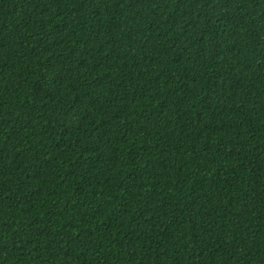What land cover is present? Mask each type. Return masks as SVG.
I'll list each match as a JSON object with an SVG mask.
<instances>
[{"label":"trees","instance_id":"16d2710c","mask_svg":"<svg viewBox=\"0 0 264 264\" xmlns=\"http://www.w3.org/2000/svg\"><path fill=\"white\" fill-rule=\"evenodd\" d=\"M0 264H264V0H0Z\"/></svg>","mask_w":264,"mask_h":264}]
</instances>
